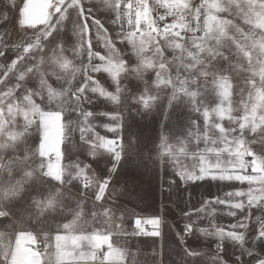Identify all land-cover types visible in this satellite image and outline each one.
Segmentation results:
<instances>
[{
	"label": "snow or ice",
	"instance_id": "snow-or-ice-1",
	"mask_svg": "<svg viewBox=\"0 0 264 264\" xmlns=\"http://www.w3.org/2000/svg\"><path fill=\"white\" fill-rule=\"evenodd\" d=\"M28 5L33 15L26 23ZM16 8L15 0H6L3 19ZM102 9L120 24L115 36L104 27ZM18 13L19 25L35 37L6 69L23 62L14 84L0 79L7 88L0 90V264H140L133 242L144 245V264H205L194 246L197 235L216 238L221 255L214 264H244L245 256L249 264H264V0H155L152 6L125 0L123 7L121 0H24ZM93 33L103 53L93 50ZM77 73L81 79L73 84ZM99 73L114 91L93 76ZM235 77L240 100L234 106ZM97 98L117 105L116 111L86 107ZM186 108L198 118L182 120ZM133 112L142 119L162 114L159 136L145 142L133 134L126 123ZM97 117L111 123L97 124ZM101 127L113 137L101 135ZM178 137L184 138L181 153L193 146L198 163L192 171L172 147ZM73 151L97 165L106 156L105 169L73 161ZM169 167L185 185H247L215 201L227 206V215L243 216L227 232L214 225L209 232L199 226L200 208L195 218L183 214L174 249L161 245L157 251L155 241H138L162 239L161 219L133 214L128 230L129 209L114 201L138 204L148 173ZM252 209L260 215L249 247L246 232L236 229L249 228ZM226 240L239 248L231 262L222 258Z\"/></svg>",
	"mask_w": 264,
	"mask_h": 264
},
{
	"label": "rangeland",
	"instance_id": "rangeland-1",
	"mask_svg": "<svg viewBox=\"0 0 264 264\" xmlns=\"http://www.w3.org/2000/svg\"><path fill=\"white\" fill-rule=\"evenodd\" d=\"M24 0H15V3L17 5L16 9H11L8 12V20L5 21L3 19L4 12L6 11V0H0V44H2V47L0 50H4L6 52V55L3 57H0V79H5L6 85H12L15 82L16 76L19 75V72L21 68L23 67V62H20L17 64V68L14 71H6L8 65L11 63L13 59L16 58L18 55L17 49L23 45L27 39H34L35 37V31L33 29H29L26 26L22 27L19 25V13L18 8L22 6ZM33 11L31 8V5L25 6L23 16L26 23L30 22L32 19ZM124 30H128L129 26L124 23ZM115 31L119 32L121 31V28L117 25L114 27ZM115 36V35H112ZM93 41V50L99 51L103 53L105 49L103 48L102 41H98L97 37L93 35L92 37ZM117 46L121 49L125 48V45L120 44L117 42ZM71 55V53H69ZM86 62V60H85ZM77 67H79V63L77 62ZM93 76L97 79H100V83L104 88H106L109 91H114V87H110L111 80L107 77L106 74L99 73V74H93ZM81 76L80 73L76 74V80L73 81V84H76L80 81ZM238 77L234 78V89H233V96H232V103L235 106L237 102L240 100L238 88H237V81ZM132 84L137 83V81L133 80L131 82ZM32 82H29V86H31ZM54 86H57L55 84V81H53ZM6 85H0V90H7ZM246 96V94H245ZM166 99V98H165ZM211 106H214L211 105ZM87 108L94 110V111H103V112H115L117 109V105L112 104L109 101L104 100L103 98H97L94 105H86ZM162 108L164 105L161 106ZM235 114V113H234ZM191 117L192 119H197L199 114L190 112L189 109H185L184 112L181 114V118L186 119L187 117ZM95 122L97 124L103 122V123H111L106 117H97ZM163 115H153L145 118H141L140 116H136L133 112V116L126 117V123L128 127L130 128L131 132L135 135H139L145 142H150L154 138H157L159 136L160 132V125L165 123ZM198 123L200 124L201 128H203V119L200 118L198 120ZM227 125V121L224 122ZM101 135H105L108 138H112L113 134L110 132H106L105 129L97 128L96 129ZM165 131H168L167 129H164ZM36 137H30L29 142L35 140ZM74 139L79 142V133L76 132L74 134ZM183 137H178L172 141V147L175 149L176 156L180 162V164L187 170L192 171L194 166L197 165L198 161L195 157L192 156V150L193 146L189 145L186 153H181L180 148L182 147L181 141L183 140ZM77 158L79 160L86 162V163H92L93 167L97 169L98 172L105 169L106 164L105 161L108 159L106 156H100L99 157V165H97L94 161L91 160L90 157H87L86 155H80L78 152L73 151L71 159L74 161ZM66 163L68 161H65ZM156 177H159V181H166L170 188H176L179 190L184 191V196H180L181 203L186 208H194L195 204L196 206L201 204L200 200H206L210 207L212 208L211 212L212 214L207 215L208 219H214L217 220L213 223V225L216 228H223L225 232L231 230L229 226L236 222L237 219L243 216V213L237 212V217H231L227 215L228 208L226 205H219L216 204L215 201L217 198L219 199H227L225 196V193L229 191H234L239 188H246L247 185H230L228 183H222V182H212L210 180H205L202 182H197L196 184H191L189 182V185H185L180 179L179 176L174 175L171 167L168 168V170L165 172L163 170H157L155 172L150 171L148 173V176L145 178V183L142 186L141 192L151 191V188L154 189L155 184H152V182L155 181ZM115 188L117 191L120 189V184H115ZM193 193V200L187 199V194ZM189 206V207H188ZM252 216L253 219L249 221V228L247 230L245 229H236L238 232H246V238L249 240V247H251V236L258 230V223L255 221V217L260 215V213L256 209H252ZM214 217V218H212ZM213 227V226H212ZM209 243L212 245L213 250L215 253H219L218 250H216V244L217 240L213 236L208 240ZM224 247L226 251H224V256L226 259L231 262L234 259V253L239 254V248L237 246H234L231 242L225 241ZM261 255H264V252H261ZM244 264H249V258L247 256L244 257Z\"/></svg>",
	"mask_w": 264,
	"mask_h": 264
},
{
	"label": "crops",
	"instance_id": "crops-1",
	"mask_svg": "<svg viewBox=\"0 0 264 264\" xmlns=\"http://www.w3.org/2000/svg\"><path fill=\"white\" fill-rule=\"evenodd\" d=\"M97 3H100V0H96ZM104 11V15L100 18L104 21V27L108 29V33L111 35H116L117 31H115L114 27L115 25L120 27V24L113 23L112 14L108 12L106 9H102ZM96 15H100L99 13H96ZM124 27V26H123ZM95 35V33H93ZM1 43V42H0ZM2 47V44H0V48ZM152 184H155L154 189L151 188V191L142 192L143 199L139 201L138 204L136 203H128L123 198L116 199L114 203L116 205L124 204L129 209L128 213H125V223L124 227L128 230H131V222L135 218V215H141L144 218H160L161 219V232H162V239L157 237H140L138 238V241H145L147 240L149 245L153 241H155V249L158 251L160 246L163 245L165 251L168 249H174L175 248V231L179 230L184 221V213H189L195 218L197 216V210L200 208H204L205 211L203 213H199L202 219L198 221L199 226L206 228L209 230V232L214 231L213 229V223L217 220L214 219H208L207 215L212 214L211 212L212 208L210 207V204L206 200H200L199 205L194 208H186L181 203L180 196H184V191L179 190L176 188H170L166 181H159V177L155 179ZM92 191L89 192L88 197L86 198V203L89 207L93 204L92 199ZM187 199L193 200V193L187 194ZM113 201L109 200V204H112ZM189 207V206H188ZM135 214V215H133ZM119 215V213H117ZM214 218V217H212ZM118 222V221H117ZM55 225L53 224V228ZM148 228H151V225L147 226ZM213 237L211 235H197V237L194 240V246L201 251L204 254V261L205 264H214V259L216 257H219L221 253H215V251L212 248V245L209 243L208 240ZM42 239V236H41ZM115 239V237H114ZM132 246L136 249V251L133 252V255L137 257V259L140 261V264H144V245L133 242ZM223 253V259H226ZM227 260V259H226Z\"/></svg>",
	"mask_w": 264,
	"mask_h": 264
},
{
	"label": "built area",
	"instance_id": "built-area-1",
	"mask_svg": "<svg viewBox=\"0 0 264 264\" xmlns=\"http://www.w3.org/2000/svg\"><path fill=\"white\" fill-rule=\"evenodd\" d=\"M129 2H132L135 5L136 0H129ZM148 2H149V5L152 6L155 3V0H148ZM194 2L198 3L199 0H194ZM121 3H122V7H123L124 4H125V0H121ZM124 10L126 11V8ZM159 11L160 12H163L164 10L163 9H159ZM132 19H133V23H134V20H135V8L133 9V12H132ZM169 22H171V18H169ZM124 23L126 25H128V23H127V17L126 16L124 18ZM215 249L217 250V248H215Z\"/></svg>",
	"mask_w": 264,
	"mask_h": 264
},
{
	"label": "trees",
	"instance_id": "trees-1",
	"mask_svg": "<svg viewBox=\"0 0 264 264\" xmlns=\"http://www.w3.org/2000/svg\"><path fill=\"white\" fill-rule=\"evenodd\" d=\"M262 247H264V246H262Z\"/></svg>",
	"mask_w": 264,
	"mask_h": 264
}]
</instances>
